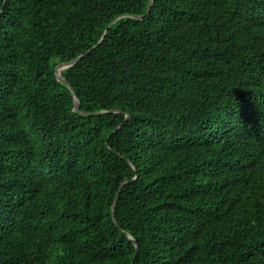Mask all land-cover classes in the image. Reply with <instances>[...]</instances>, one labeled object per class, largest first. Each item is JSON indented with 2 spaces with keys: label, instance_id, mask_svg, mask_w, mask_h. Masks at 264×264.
<instances>
[{
  "label": "trees",
  "instance_id": "1",
  "mask_svg": "<svg viewBox=\"0 0 264 264\" xmlns=\"http://www.w3.org/2000/svg\"><path fill=\"white\" fill-rule=\"evenodd\" d=\"M148 2L0 0V264H264V0Z\"/></svg>",
  "mask_w": 264,
  "mask_h": 264
},
{
  "label": "water",
  "instance_id": "2",
  "mask_svg": "<svg viewBox=\"0 0 264 264\" xmlns=\"http://www.w3.org/2000/svg\"><path fill=\"white\" fill-rule=\"evenodd\" d=\"M151 4H152V0H149L148 5H147V8H146V11H145V13L143 15L133 14V15H129V16H132V17L137 18V19H141L144 15H146L150 11ZM113 22L114 21H112L108 25V27H110L113 24ZM106 33H107V29L104 30L102 36L100 37V39L98 40V42L92 48H94L96 45H98V44H100L102 42V40L104 39ZM91 49H88L85 53H88ZM84 54H80L77 57L72 58V59H70L68 61H61V62L57 63L56 66H55V75H56V78L60 82L64 83L65 85H67L70 88V92H71V95H72V98H73V102H74L73 103L74 110L77 111L78 113H80L81 115H84V116H86V115H98V114L105 113V112H108V113L118 112V110H113V109H111V110H102V111H93V112L80 110L78 99H77V97H76V95H75V93H74L71 85L61 75V70L65 69L67 67H70L71 65H73L74 63H76L79 59H81V57ZM127 118H129V114H126V119ZM126 180H127V178L125 179V181ZM112 217H113L115 223L117 224L116 219L114 217L113 208H112ZM128 238L135 243V240L132 237L128 236ZM136 252H137V245L135 244V253H134L133 259L136 256ZM133 259L131 260V264H133Z\"/></svg>",
  "mask_w": 264,
  "mask_h": 264
}]
</instances>
